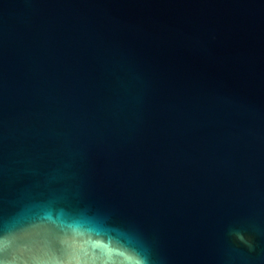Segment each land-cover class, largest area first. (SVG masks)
<instances>
[{"label": "water", "instance_id": "obj_1", "mask_svg": "<svg viewBox=\"0 0 264 264\" xmlns=\"http://www.w3.org/2000/svg\"><path fill=\"white\" fill-rule=\"evenodd\" d=\"M0 264H264V0H0Z\"/></svg>", "mask_w": 264, "mask_h": 264}]
</instances>
